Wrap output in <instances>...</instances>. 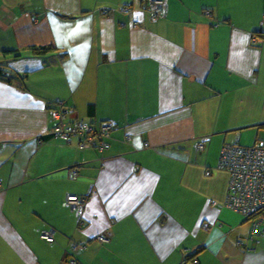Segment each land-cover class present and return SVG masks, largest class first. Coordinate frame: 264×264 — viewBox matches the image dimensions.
Listing matches in <instances>:
<instances>
[{"label": "crops", "instance_id": "obj_1", "mask_svg": "<svg viewBox=\"0 0 264 264\" xmlns=\"http://www.w3.org/2000/svg\"><path fill=\"white\" fill-rule=\"evenodd\" d=\"M140 1L0 0V264H264L216 168L264 134V0ZM56 100L112 122L106 150L43 136Z\"/></svg>", "mask_w": 264, "mask_h": 264}, {"label": "built area", "instance_id": "obj_2", "mask_svg": "<svg viewBox=\"0 0 264 264\" xmlns=\"http://www.w3.org/2000/svg\"><path fill=\"white\" fill-rule=\"evenodd\" d=\"M141 5L148 8L152 17L161 13L164 8V0H141ZM122 11H129L128 6H121ZM250 42L260 44L264 42V36L252 35ZM53 125L49 132L52 137L70 142L73 137H82L78 141V146L90 147L95 145L99 150L108 147L105 138L110 137V130L113 123L110 121L100 122L99 126L93 130L87 120L79 119L74 124L65 122L66 108L55 107L50 110ZM83 134V135H79ZM76 135V136H75ZM79 135V136H78ZM129 139V134H125ZM201 147V146H200ZM216 168L228 173V185L225 203L237 216V220L249 221L251 233L264 234V139L255 141L251 146L239 145L238 142H230L221 147ZM210 170L206 171L209 174ZM75 171L72 169L70 176L74 177ZM86 199L82 195L75 193L67 194L65 204L81 210ZM40 237L48 242L54 241V230H41ZM99 241H107V237L98 234ZM249 247L253 248L254 239L250 234L248 237ZM83 245L74 244L73 251L80 249ZM71 264H75L73 258Z\"/></svg>", "mask_w": 264, "mask_h": 264}, {"label": "trees", "instance_id": "obj_3", "mask_svg": "<svg viewBox=\"0 0 264 264\" xmlns=\"http://www.w3.org/2000/svg\"><path fill=\"white\" fill-rule=\"evenodd\" d=\"M250 44H252V45H259V44H253V43H251L250 42ZM28 49L31 51V53L32 54H34V55H42V54H45V53H47V52H49V51H51L52 49H53V47L51 46V45H31V46H29L28 47ZM4 53H7V51H5ZM18 56V54H16V53H14V55H13V57H17ZM9 70L8 69H6L5 67H1L0 66V80H3V81H7V82H9L10 81V78H11V76L9 75ZM59 101H61V100H56V101H54V102H51L49 105H48V111H49V116H50V119H51V115H50V110L52 109V108H57L58 106L59 107H64V104H61ZM57 103H58V106H57ZM65 108V107H64ZM66 115H67V110H66ZM65 115V117L67 118V116ZM91 116V115H90ZM87 117L85 120H87L88 122H89V124H90V126L91 127H93V130L96 128V127H98L99 126V124H100V122H103V121H106V120H100L99 122H96L93 118H91V117ZM65 118V122L67 123V124H74L75 123V121H78V119H75V120H67ZM51 122H52V125H53V120L51 119ZM52 125H51V127H52ZM50 127V128H51ZM50 128L46 131V133H45V135H43V136H46V137H50V138H54V137H52V134L49 132V130H50ZM112 130V129H111ZM111 130H110V134H111ZM79 135H83V134H79ZM78 135V136H79ZM76 136V135H75ZM82 137H73L72 139H71V141H74V143L76 144V146H78V141L81 139ZM110 138H111V135H110V137L108 138H105L106 139V141H109L110 140ZM57 139V138H56ZM38 141L39 142H42V138H38ZM72 143V142H71ZM225 144H227V143H225ZM224 144V145H225ZM239 144V143H238ZM223 145V146H224ZM239 145H241V144H239ZM79 147V146H78ZM90 147H92L93 149H96V150H99L95 145H90ZM104 150H106V149H104ZM104 150H99V151H104ZM73 170L75 171V173H76V175L74 176V177H71V178H76L77 176H78V173H77V171H76V169H74L73 168ZM83 197H85V199H86V196H84V195H82ZM245 222H248V224H249V231H250V234L254 237V243H255V239H256V236H264V234H258V233H251V230H250V222L249 221H245ZM40 235V234H39ZM248 237H249V235H248ZM248 237H247V239H248ZM257 241V240H256ZM253 243V244H254ZM238 245L239 246H242L243 245V243L241 242V241H238ZM74 259H76V258H74ZM77 262L75 261V264H76Z\"/></svg>", "mask_w": 264, "mask_h": 264}, {"label": "rangeland", "instance_id": "obj_4", "mask_svg": "<svg viewBox=\"0 0 264 264\" xmlns=\"http://www.w3.org/2000/svg\"><path fill=\"white\" fill-rule=\"evenodd\" d=\"M164 6H165V4H164ZM162 12H164V8H163V11ZM237 135V134H236ZM236 135H235V137L234 138H236ZM254 133L253 132H251V131H248V130H245V131H243L242 132V134H241V136H239V139H238V141H236V139L235 140H233V142H238L239 144H241V145H251V144H253L255 141H257V140H260V139H264V134H259L258 135V137L257 138H255L254 139ZM228 185V184H227ZM227 206V205H226ZM230 208V207H229ZM234 212V211H233ZM248 222H246V223H243V225L244 224H247Z\"/></svg>", "mask_w": 264, "mask_h": 264}, {"label": "bare ground", "instance_id": "obj_5", "mask_svg": "<svg viewBox=\"0 0 264 264\" xmlns=\"http://www.w3.org/2000/svg\"><path fill=\"white\" fill-rule=\"evenodd\" d=\"M221 149V148H220ZM220 152V151H219Z\"/></svg>", "mask_w": 264, "mask_h": 264}]
</instances>
